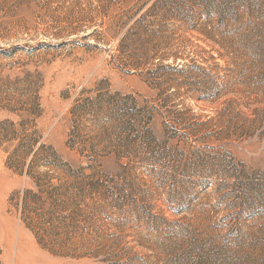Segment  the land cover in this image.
Segmentation results:
<instances>
[{"label": "rangeland", "instance_id": "rangeland-1", "mask_svg": "<svg viewBox=\"0 0 264 264\" xmlns=\"http://www.w3.org/2000/svg\"><path fill=\"white\" fill-rule=\"evenodd\" d=\"M0 264H264V0H0Z\"/></svg>", "mask_w": 264, "mask_h": 264}, {"label": "trees", "instance_id": "trees-1", "mask_svg": "<svg viewBox=\"0 0 264 264\" xmlns=\"http://www.w3.org/2000/svg\"><path fill=\"white\" fill-rule=\"evenodd\" d=\"M79 188L81 192L84 189L66 182L57 185L38 183L36 191L27 190L22 198L28 227L38 242H44L60 255H75L81 246L74 239L88 230L77 218L81 209L77 208L74 191Z\"/></svg>", "mask_w": 264, "mask_h": 264}]
</instances>
